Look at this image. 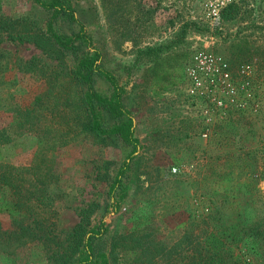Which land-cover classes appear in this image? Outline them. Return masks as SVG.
Segmentation results:
<instances>
[{
  "label": "rangeland",
  "instance_id": "obj_1",
  "mask_svg": "<svg viewBox=\"0 0 264 264\" xmlns=\"http://www.w3.org/2000/svg\"><path fill=\"white\" fill-rule=\"evenodd\" d=\"M211 1L214 0H71L75 15L101 53L102 66L116 75L124 90L123 104L131 114L133 133L138 140L128 177L132 179L128 181L130 189L123 197L116 194L112 199L106 193V178L125 159L129 148L94 143L90 136L77 133L53 154L51 172L57 177L58 188L47 208L49 240L44 243L31 237L13 255L0 257V264H49L47 248H54L65 238L78 222V209L90 202L97 207L88 216V226L99 227L100 221L104 223V233L93 240L104 248L108 264H182V259L178 262L176 256L178 248L173 254L170 249L169 255L162 252L155 255L156 252L148 249L152 243L161 241L166 249L175 247L183 235L182 224L190 218H199L204 205L197 194L188 197L186 192L192 193L190 182L199 180L197 171L200 170L205 181L222 179L228 192H234L239 183V192L234 197H214L218 203L224 201L218 221V231L222 228V232L217 239L226 246L237 243L234 252L240 264H263L264 115L249 111L231 125L233 136H238L242 145L240 152L250 163L248 169L237 174L235 182L228 181L226 171L203 168L201 161L209 160L203 155L212 154L215 148L206 146L212 135L207 139L198 136L193 113L184 137L178 136L183 128L172 118V107L176 108L178 102L170 92L180 87L184 61L200 48L221 53L231 66L252 62L255 99L264 106V0H230L239 5L238 12L229 17V12H224L222 7L217 23L206 16V5ZM0 14L11 22H31L39 29L47 18L30 0H0ZM154 46L161 48L155 67L159 77L150 74V58L141 51ZM0 48L8 52L11 63L7 71L0 73V130L11 122L13 112L22 110L34 94L45 89L53 95L62 92L61 98L71 93L75 103L80 88L73 86L64 73L59 74L57 60L50 54L32 43L10 41L4 35H1ZM31 58L37 61V67H42L44 74L25 72L14 65L15 59L24 62ZM96 86L102 92L107 91V85L101 80L96 81ZM175 98L179 96L176 94ZM11 108L13 112L9 111ZM70 113L75 116L74 111ZM68 114L61 112L60 118L51 112L48 116L51 122L44 124L64 130ZM234 146L224 145L222 149L226 154H236ZM1 147L4 159L16 165H27L32 157L33 144L26 135ZM252 153L256 161H252ZM174 158L179 162L177 166ZM171 166L181 172L171 174ZM239 207L242 221L237 218ZM245 223L263 239L251 240L248 238L251 234L243 235L240 226H246ZM0 226L10 229L7 214L1 213ZM198 232L193 229V233ZM210 240L215 245L212 237ZM134 243L145 247L144 251L133 246ZM182 247L179 252L185 255L188 246L183 243Z\"/></svg>",
  "mask_w": 264,
  "mask_h": 264
},
{
  "label": "trees",
  "instance_id": "obj_2",
  "mask_svg": "<svg viewBox=\"0 0 264 264\" xmlns=\"http://www.w3.org/2000/svg\"><path fill=\"white\" fill-rule=\"evenodd\" d=\"M30 2L47 14L43 27L39 29V26L27 21L20 23L12 20L11 22L8 18L0 16V40L1 35H4L10 41L32 43L43 52L50 54L57 60L61 70L59 74L64 73L69 77L73 82L72 85L80 88V92L76 93V100L73 103L71 93L61 98L62 92L53 95L45 89L42 93L34 94L22 110L15 112L12 108L9 110L14 116L11 122L0 130V150L3 149L2 145L11 144L17 138L26 135L33 144V151L29 163L24 166L6 161L0 151V215L4 213L10 218V229H2L0 226V257L5 258L13 255L31 237L42 239L44 243L49 240L47 228L50 227V223L46 216L47 208L50 198L55 195L58 188L57 177L51 172L52 159L60 145H64L77 133H81L90 136L94 143L129 148L125 159L120 161L114 173L106 178V193L111 199L116 194L123 197L130 189L129 182L132 179L128 180V177L135 157L133 152L138 145L133 133L131 114L123 104L124 90L116 75L102 66L101 53L93 46L83 22L75 15L76 8L71 0H30ZM222 9L224 12H229V17H233L238 12L239 5L229 2ZM141 51L150 58L151 65L148 67L150 74L159 77L155 67L161 57L160 46L147 47ZM36 62L32 58L24 62L15 59L14 65L25 72L38 71L44 74L42 67H37ZM10 65L8 52L0 48V73L7 71ZM98 80L107 85L106 92L97 88ZM172 108L175 124L183 128L178 136L184 137L192 118L181 112L179 106ZM71 110L75 112V116L70 113ZM51 112L59 114L60 118L63 117L61 112H64V115L69 112L64 130L51 124L49 126L44 124L51 122L48 119ZM258 115H264V112ZM243 116L245 115L241 114L214 127L211 133L213 138L207 141L206 146L215 149L212 154L203 155L204 158L209 157V160L201 161L203 168L226 171L229 182H235L237 174L250 167V163L240 152L239 147L242 148V145L237 139L239 137L233 136L234 131H231V125ZM174 137L176 140V136ZM229 144L235 145L234 148L238 151L236 154H226L227 151L222 149L224 145ZM251 159L257 160L253 153ZM173 161L177 166L178 160L174 158ZM206 164L209 166H205ZM201 171H197L199 180L196 181L195 178L190 182L192 193L188 195L186 192L188 197L197 194L200 202L205 206L199 218H190L188 214L190 219L182 224L183 235L181 240L175 243V247L169 246L166 249L161 241L152 243L148 251L152 249L153 253L156 252L155 255H161V252L169 255L170 249L173 250V254L178 248L176 256L178 262L182 259V264H240L241 260L237 252H234L237 243L226 246L219 238L217 239L218 234L222 232V228L218 231L220 227L218 221L221 218L220 208L224 201L218 203L217 198H214L234 197L239 192V183H236L234 192H228L222 184V179L216 177L205 181V176H200ZM96 207V203L90 202L86 207L78 209V222L54 248H47V257L51 258L49 264H108L104 248L100 242L93 240V237L98 238L104 233V223L100 221L99 227L88 226V216ZM237 209L239 210L237 218L242 221L240 219L242 210L240 207ZM191 216L193 217L194 214ZM245 224L246 226H240L246 232L242 234L247 236L251 234V237H248L251 240L255 237L259 238L258 232L250 228L249 223ZM194 228L199 232L193 233ZM251 230L254 232L251 233ZM210 236L216 246L211 244ZM259 239H263L262 236ZM183 243L188 246L185 255L179 252L183 250ZM135 245L134 243L133 246ZM136 247L142 252L145 249L137 245ZM262 263L264 264V254Z\"/></svg>",
  "mask_w": 264,
  "mask_h": 264
},
{
  "label": "built area",
  "instance_id": "obj_3",
  "mask_svg": "<svg viewBox=\"0 0 264 264\" xmlns=\"http://www.w3.org/2000/svg\"><path fill=\"white\" fill-rule=\"evenodd\" d=\"M230 0H214L206 5V16L217 23L219 11ZM180 87L170 92L181 112L193 113L199 137L207 139L214 127L249 111L262 113L264 106L255 99L254 64L239 62L231 66L219 52L195 49L182 65ZM169 172L181 169L171 166Z\"/></svg>",
  "mask_w": 264,
  "mask_h": 264
}]
</instances>
